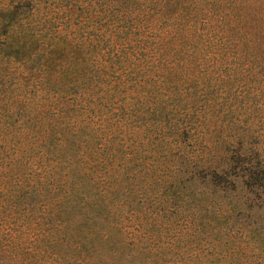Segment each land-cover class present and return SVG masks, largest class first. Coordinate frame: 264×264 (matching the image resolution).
<instances>
[{
	"label": "trees",
	"instance_id": "1",
	"mask_svg": "<svg viewBox=\"0 0 264 264\" xmlns=\"http://www.w3.org/2000/svg\"><path fill=\"white\" fill-rule=\"evenodd\" d=\"M205 2L0 0V264L22 228L60 264H264V152Z\"/></svg>",
	"mask_w": 264,
	"mask_h": 264
},
{
	"label": "rangeland",
	"instance_id": "2",
	"mask_svg": "<svg viewBox=\"0 0 264 264\" xmlns=\"http://www.w3.org/2000/svg\"><path fill=\"white\" fill-rule=\"evenodd\" d=\"M208 1L206 0L205 3L197 7V21L200 23L206 21L212 29H219L221 26V29L228 30L237 54L235 62L228 65V68L231 67L229 75L224 76L220 85V89L225 91V103H232L233 100L240 101V105H242L240 115L239 108H237L239 124L251 128V135L254 138L250 137V141L256 140V146L262 148L264 152V40L260 42L261 45H257L258 42L256 41L257 36L261 39V36L264 35V13L253 12L252 15L243 19L244 16H240L242 12L237 9H230L229 12L225 9V7L231 8L235 0H219L217 5L223 15V19L219 20L216 15L206 10ZM242 19L244 23H241ZM230 45L232 46L231 43ZM9 130L8 128L6 131L0 132L2 134L0 143L9 140ZM2 150L0 148V160L3 157H1ZM0 207H2L1 199ZM32 227L31 224L30 233ZM41 228L46 229L47 226L42 224ZM22 229L25 232L19 234L18 237L21 241L18 252L22 254V264H60L59 262L65 255L60 261H57V252L53 254L46 248L48 238L44 233L39 234L38 241L33 244L35 248L33 247L34 250H32L28 241L30 238L28 230ZM101 246L104 247V244L102 243ZM56 250L58 251L60 248L56 247ZM126 250L125 248L122 249L121 254H124ZM28 251L31 253L28 254ZM92 257L95 259L94 255ZM72 259H68L63 264H77ZM107 261L110 264H116L117 257H108Z\"/></svg>",
	"mask_w": 264,
	"mask_h": 264
}]
</instances>
